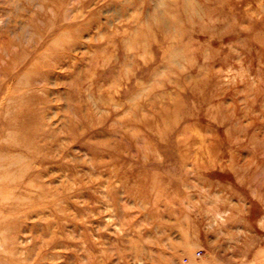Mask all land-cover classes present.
<instances>
[{"label":"rangeland","instance_id":"obj_1","mask_svg":"<svg viewBox=\"0 0 264 264\" xmlns=\"http://www.w3.org/2000/svg\"><path fill=\"white\" fill-rule=\"evenodd\" d=\"M0 264H264V0H0Z\"/></svg>","mask_w":264,"mask_h":264}]
</instances>
